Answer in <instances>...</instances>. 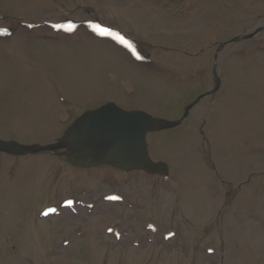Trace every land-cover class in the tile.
<instances>
[{
    "label": "rangeland",
    "instance_id": "rangeland-1",
    "mask_svg": "<svg viewBox=\"0 0 264 264\" xmlns=\"http://www.w3.org/2000/svg\"><path fill=\"white\" fill-rule=\"evenodd\" d=\"M262 24L264 0H0V138L52 142L107 101L178 119L217 43ZM217 72L146 135L166 177L0 154V264H264V30Z\"/></svg>",
    "mask_w": 264,
    "mask_h": 264
},
{
    "label": "water",
    "instance_id": "water-1",
    "mask_svg": "<svg viewBox=\"0 0 264 264\" xmlns=\"http://www.w3.org/2000/svg\"><path fill=\"white\" fill-rule=\"evenodd\" d=\"M261 29L259 27L250 34L230 41L252 37ZM217 87L218 84L215 89ZM200 97L185 108L180 119L173 121L151 116L142 110H124L112 102H107L95 109L84 111L55 143L22 144L15 140L0 139V151L21 155L50 150L66 155L69 162L80 167L108 164L127 171L141 169L150 173L166 174L167 165L164 162L150 159L145 135L147 132L178 125ZM58 149L61 151H57Z\"/></svg>",
    "mask_w": 264,
    "mask_h": 264
},
{
    "label": "snow or ice",
    "instance_id": "snow-or-ice-1",
    "mask_svg": "<svg viewBox=\"0 0 264 264\" xmlns=\"http://www.w3.org/2000/svg\"><path fill=\"white\" fill-rule=\"evenodd\" d=\"M29 27H31V25H29ZM53 27L58 28V29L63 28L65 31L71 32V31H73V29L76 26L73 24H67V25H54ZM91 27H92L93 31L97 32L100 36H111V37H113L119 43H121L125 47L129 48L132 51L133 55L136 56L137 59H141V57L136 53L134 46L129 41H127L123 36H120L117 33H113L109 29L101 28L99 25H91ZM6 32H7L6 29H0V35H4ZM107 199L117 200V199H119V197L113 196V197H108ZM67 204L70 207L72 202L69 201V202H67ZM54 211H55L54 209H49L47 212L43 213V215H48L49 212H54Z\"/></svg>",
    "mask_w": 264,
    "mask_h": 264
}]
</instances>
